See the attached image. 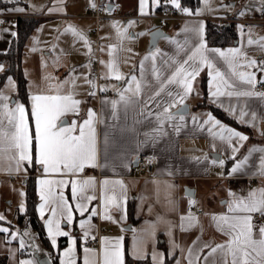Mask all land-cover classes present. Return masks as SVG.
<instances>
[{"label":"crops","instance_id":"1","mask_svg":"<svg viewBox=\"0 0 264 264\" xmlns=\"http://www.w3.org/2000/svg\"><path fill=\"white\" fill-rule=\"evenodd\" d=\"M179 3L181 4L180 1ZM248 3H251V0H233L229 2L233 7H228L226 0H215L210 4L209 14L198 12L194 8L190 10L191 14H183L171 6L167 7L166 0H160L156 15L174 11L178 15H184L185 18L168 20L166 26L162 28L161 24L160 27L145 25L144 31L151 33L161 28L166 33V37L159 39L153 50L148 49V42L140 43L135 40L137 34L133 33L131 37L128 36L131 26L127 23H118L119 20H158L153 18L156 15L138 16L136 14L138 1L126 7L125 14L101 19L97 25L94 20L87 17V12L78 14L70 10L67 7L68 0H50L44 14L17 17L35 19L37 24L45 20H56L72 25L70 21H79L83 25H93L95 36L94 59H88L90 54H87L81 41L74 42L71 33L65 31L66 36L62 46L68 52L62 64L58 63L46 74L44 70L41 73L40 69L38 72L41 75H39L41 85L38 89L28 92L24 102L17 98V83L14 77L7 75L0 80V95L7 97L6 100L0 101V126L4 129L9 128L7 113L14 109L17 103H21L25 106L30 131L34 135L35 126L31 121L29 95L54 94L58 84L71 79L69 71L72 68L76 70L73 74L76 78V86L71 88L70 84H64L59 91L61 94H66L70 90L77 93L75 99L81 101L79 114L64 116L62 120H66L68 125L73 119L82 122L87 119L88 109L94 112L96 163L95 166L86 165L83 168L86 169L85 171L63 176L45 174L42 166L37 165L34 160L31 165L25 162L17 171L14 162L6 158L10 154L0 153V177L22 178L20 184L25 183L28 178L33 181L36 198L33 217L43 234L42 238L38 236L36 251L41 254L38 255L39 258L45 257L50 259L52 264H61V253H64L68 247V236L56 237V246L53 247L44 224L51 215L53 207L57 208L59 217V193L61 191L73 209H75V203L72 201L70 183L62 188L53 185L56 203L50 200L45 206L44 216L41 217L37 212V207L43 203L38 194V187L43 186H38L37 181L75 179L83 183L91 179L94 185L85 187L84 192L77 195L78 201L81 200V196L94 197L91 201H84L89 211L83 216L74 211L71 225L66 220H61L62 230L69 233L75 241L72 259L76 264H84L86 257L90 264H102L103 251L110 249L117 240L120 242L124 264L139 262L153 264V251L164 254V264H225V262L232 264V258L226 251L217 250L212 255H208L210 247L224 244L228 239L217 230L211 217L213 214L219 215L227 212V204L232 199L228 195L229 191L236 197H246L252 189H264V180L259 174L261 161L264 160V95H228L230 91L233 93L244 91L264 93V91L254 90L258 84H264V72L259 70V66H264V50H261L258 44H248L249 38L259 40L264 37V12L257 14L248 7ZM162 6L167 8L159 12ZM186 8L189 9V7ZM242 10L244 15L240 16L239 13ZM0 14L7 13L0 10ZM12 16L13 19H17L13 14ZM217 19L229 20L224 27L231 25L234 28L236 39L232 44L224 47L206 44V23L210 22L217 26ZM113 21L117 22L118 28L125 32L123 39L117 35V29L112 27ZM9 23L10 20L7 25L0 27V41L2 31L9 26ZM201 23H203L205 54L214 61L216 67L232 79L236 86L231 89H222V95L210 97L208 69L204 67L192 81V92L184 98L183 105L176 104L175 107L169 109L170 113L176 114L179 108L187 106L188 110L183 114L184 119L181 120L180 115H174L173 120H164L161 123L157 119V113H162L163 107L173 99H179L178 94L183 95L180 84H165L160 96L147 104L145 101L159 90L160 84L167 81L176 68L187 59L191 50L200 43ZM72 26L75 27V24ZM75 28L77 29V26ZM109 46L113 48L117 69L123 77L119 81L108 74L106 65L110 60ZM231 48H239L244 57L257 61L258 66L251 68L241 66L236 69L255 73L258 82L254 87L231 77L224 61L211 51L212 49L224 51ZM244 57L241 58L242 61ZM96 60L99 79L98 93L95 85V95H88L89 89H87L84 77L93 76L91 69ZM101 61H104V64H101ZM141 62H143L142 66ZM4 70L5 65L2 63L0 64V76ZM132 76H135L136 80L142 84L140 96L134 95L136 81H133L131 86L127 83ZM102 87L104 91L100 90ZM128 87L131 90L125 92L124 89ZM212 91H216L214 85ZM169 92L172 93L171 97L168 95ZM121 93L135 103L125 105L120 101ZM113 101L118 102L115 115H113ZM209 107L218 108L235 124L220 120L211 113ZM242 112L243 116H241ZM209 114L214 121H219L225 128L238 131L248 138L244 141H238L236 138L231 141L221 140V128L214 122L205 123ZM193 117L196 118L195 123ZM177 126H179L178 131ZM223 135L227 136L228 133L224 132ZM230 145L238 149L234 158ZM141 154L152 155L156 158L154 177L132 179L129 175L133 161ZM245 156H248V160L241 169L229 176L228 172L233 164L243 160ZM214 159L223 160L224 165L213 163ZM105 180L109 182L106 186V195L114 194L119 201L118 207L108 203L107 199L103 204L101 203V183ZM115 181H120L122 187L120 184H114ZM22 186L25 188L24 185ZM187 190H192V196L187 194ZM189 200L193 201L191 207ZM25 209L26 201L24 210L18 215V217L22 216V219L21 221L17 219V222L22 223L28 218ZM91 209H95V214L91 212ZM189 213H191V220L188 218ZM181 217H184L183 221ZM82 219L89 220L84 228L80 227ZM253 222L260 224L254 219ZM85 232L88 233L87 236ZM149 233H154V235H149ZM254 233L258 235V227L254 229ZM97 237L99 238L98 245H85L86 241L95 240ZM205 245L210 247H204ZM85 249L90 251L86 253ZM137 249L140 255L135 254ZM206 256L207 260H205ZM64 259L67 261L68 257L65 255Z\"/></svg>","mask_w":264,"mask_h":264},{"label":"snow or ice","instance_id":"2","mask_svg":"<svg viewBox=\"0 0 264 264\" xmlns=\"http://www.w3.org/2000/svg\"><path fill=\"white\" fill-rule=\"evenodd\" d=\"M168 3H170L173 8L181 11L183 14H191L188 8L181 6L179 0H168ZM157 4L158 0H151L152 8H155ZM147 5L148 0H139V11L141 14H146ZM89 6L93 8L95 7L93 0H89ZM228 7L233 6L229 5ZM15 10L22 11L23 9L17 8ZM106 10L111 11L110 8ZM259 11L264 12V8L259 9ZM239 15L243 16L244 11L242 10ZM131 23L132 21H129V24ZM112 27L117 29V35L123 39L125 32L118 28L117 22L113 21ZM65 31L71 33L74 37V42L82 41L84 46L88 48V51L91 52L89 41L82 32L77 30L72 25H69ZM199 32L201 35L200 43L191 50V53L187 55V59L183 61V64L176 68V71L172 73L167 81L160 84L159 90L154 92L153 96L149 97L148 100L145 101V104H147L152 102L155 97L160 96L161 92L164 91L165 84H180L183 89V95L178 94L179 99H173L167 106L163 107L162 113H157V119L161 123H163L164 120H173L174 115H180V119H184L182 113L186 109L181 108L176 114L170 113L169 109L171 107H175L176 104L183 105L184 98L187 94L192 92V81L204 67L208 69L210 97L213 95H222V89H231L236 86L232 79L225 72L221 71L220 68L216 67L214 61L205 54L203 23L200 24ZM13 35H15V33H13ZM139 35H143V33H140ZM159 36H161L160 33H153L152 39L154 40ZM248 44H258L260 49L264 50V37L259 40L249 38ZM211 51L216 53L224 61L231 77H235L241 83L251 85L253 87L258 82L255 73L236 70L241 66L248 68L258 66L257 61L244 57V54L239 48H231L224 51L220 49H212ZM108 54L110 57V60L106 65L108 68V74L110 77H114L117 81H119L123 77L117 69V61L113 57L112 46H109ZM242 57H244L243 61L241 60ZM101 64H104V61H101ZM142 65L143 62H141V66ZM186 65L188 67H185ZM259 70L264 72V66H259ZM75 71V68H72L69 71V77L71 79H66L58 84L57 91L54 94L36 93L29 95V100L31 102V121L35 126L34 135L30 131L29 119L26 115L25 106L23 104L17 103L15 108L7 113L9 128L4 129L0 126V153L10 154L7 155L6 158L14 162L17 171L20 170L25 162L31 165L33 160L37 165L42 166L45 174L52 173L59 174L61 176L79 173L86 165L95 166L97 148L96 133L93 126V110H87V119H84L82 122H78L73 119L72 123L68 125L64 120H62V117L64 116L70 114L76 116L79 114V105L81 101L75 99L77 93L70 90L66 94H61L59 91V88L63 87L64 84H70L71 88L76 86V78L73 75ZM84 79L90 86L88 95H95V92L92 90L94 85L91 77L86 75ZM133 81H136L134 95L140 96L142 84L140 81L136 80L135 76H132L127 81L128 85L131 86ZM213 85L216 89L215 92L212 91ZM100 90L104 91V88L102 87ZM130 90V87L124 89L125 92ZM233 94L238 96H251L254 94L264 95V93H253L252 91L236 93L231 91L228 92L229 96ZM168 95L171 97L172 93L169 92ZM6 99L7 97L0 95V101ZM120 101H122L125 105L135 103V101L126 98L122 93L120 94ZM117 103V101L112 102L114 110L113 115H115ZM4 107H6V105H4ZM157 107H159V104H157ZM243 115L244 113L242 112L241 116ZM193 122H196L195 117H193ZM209 122H214L221 128V140L227 139L228 141H231L233 138H236L238 141H244L248 138L238 131L231 128H225L219 121H214L211 114L208 115V119L205 121V123ZM178 130L179 126H177V131ZM224 132H227L228 135H223ZM231 150L234 158L238 149L235 146H231ZM247 160L248 156H245L243 160L234 163L231 170L228 172V175L231 176L234 173H237ZM212 162L218 163L221 166L224 165L223 160L214 159ZM259 174L264 175V160L261 161V171ZM69 183L71 184L72 201L75 203V209L71 207L69 202L65 199L63 191H61L59 193V217L57 216V208L53 207L51 215L48 216L44 224L53 247L56 246V237L68 236V247L65 249L64 253H61V264H76V262L72 259L75 241L69 233L62 230L61 220H66L67 223L71 225L74 211L80 213L82 216L85 212L89 211L87 204L84 203V201H91L94 197L81 196V200L78 201L77 195L78 193H83L85 187L94 185V181L91 179L86 180L83 183L75 179H43L37 181L38 186H43L38 187V194L40 196V200L43 202L37 207V212L41 215V217L44 216L45 206L50 200L54 204L56 203L54 199L53 185L62 188L64 185ZM108 183L109 182L107 180L101 183V203L103 204L105 199H107L108 203L118 207L119 201L116 196L114 194L110 196L106 195V186ZM114 184H120L122 187V183L120 181H115ZM21 195H23V193H21ZM228 195L229 197H232V199L227 204V212L219 215L213 214L211 217V219L215 222L217 230L228 239L224 244H218L215 247L205 245L204 247H210L208 255H212L217 252V250H221L226 251V253L231 256L232 264H264V224L257 225L253 222L254 213H259L262 217H264V189H252L248 192L246 197H236L231 191L228 192ZM192 203L193 201L189 200L190 207ZM20 210H24L23 204H21ZM91 212L95 214V209H91ZM188 218L189 220L192 219L191 213H189ZM2 219L3 217H0V220ZM181 220L183 221L184 217H181ZM88 223L89 220L82 219L80 221V227L84 228V226ZM181 227L183 228V224ZM257 227L258 235L254 233V229ZM0 232L8 233L9 229L0 227ZM84 234L87 236L88 233L85 232ZM11 235L15 238L17 233L12 232ZM149 235H154V233H149ZM24 246L25 241L21 239L20 247L24 248ZM89 251V249H85L86 253ZM189 252H191V249H189ZM135 254L140 255L138 249ZM170 254L171 253H169V255ZM65 255L68 257L67 261L64 259ZM205 260H207V256L205 257ZM152 261L153 264H164V254L153 251ZM20 264H34V261L21 260ZM84 264H90L87 257L85 258ZM102 264H124L123 253L119 240H117L110 249L103 251Z\"/></svg>","mask_w":264,"mask_h":264},{"label":"rangeland","instance_id":"3","mask_svg":"<svg viewBox=\"0 0 264 264\" xmlns=\"http://www.w3.org/2000/svg\"><path fill=\"white\" fill-rule=\"evenodd\" d=\"M134 1H138L139 4V0H102L105 5L109 4L113 6L111 11L105 9L102 12L109 16L123 15L126 12V7L128 8ZM214 1L215 0H193V4L195 3V5L189 7V10L194 8L198 10V12L202 11L208 13V9L211 8L210 4ZM226 1L229 4V2L231 3L233 0ZM0 2L4 4V6L0 8L1 11L9 15L13 14L14 17L17 18L20 15L44 14V10L50 0H0ZM166 4L167 7H172V5L168 3V0H166ZM85 5L89 6V0H68L67 7L75 11V13L83 14ZM159 6L160 0H158V4L155 8L151 7V0H148L146 14L140 13L139 6H137L136 14L141 17L154 16ZM248 7L252 8L257 14H260L261 11H259V9L264 8V0H251V3H248ZM17 8L23 10L16 11L15 9ZM129 12L135 13L134 11ZM129 21H132V23L129 24ZM70 23L72 25L75 24L77 30L86 36L89 41L91 52L88 51V48L85 47L81 41L82 46L87 50V54H90L88 55V59H94V26L83 25L82 22L79 21H70ZM118 23H127V25L131 26V31L128 32V36L131 37L133 33L137 34L135 40H138L140 43H149L150 32L144 31L145 25L160 27V21L149 19L119 20ZM68 24L64 23V21L45 20L37 24L35 31L27 38L19 65L21 74L26 80V95L32 89H38L40 87L41 79L38 72L40 69L41 73L44 70V74H46L48 70L57 66L58 63L62 64L63 58L66 57L68 52L65 47L62 46L66 36L65 29L69 26ZM13 33H15V35H13ZM140 33H143V35H139ZM16 34L17 22L16 19L12 18L10 19L9 26L2 31L0 53H5L10 49ZM68 55L70 56V54ZM91 79L94 85L92 90L95 92L94 76H91ZM43 80L46 79L43 78ZM89 88L90 86L87 84V89ZM22 180L23 179L19 177H0V217H3V219L0 220V227L9 229L8 233L0 232V264H20L21 260H32L34 264H36L37 260L35 256L41 255L39 251H36L39 241L37 231L30 226L27 219H24L22 223L17 222L18 215L22 213L20 206L21 204L24 206L25 202V188L20 184ZM21 193H23V195H21ZM12 232L17 233L15 238L12 237ZM21 239L25 241L24 248L20 247Z\"/></svg>","mask_w":264,"mask_h":264},{"label":"trees","instance_id":"4","mask_svg":"<svg viewBox=\"0 0 264 264\" xmlns=\"http://www.w3.org/2000/svg\"><path fill=\"white\" fill-rule=\"evenodd\" d=\"M182 6L193 7V0H179ZM4 6L3 3L0 2V8ZM167 7H160L159 12L166 9ZM17 34L16 37L13 38L10 49L5 53H0V64L5 65L4 73L1 74L0 80H2L7 75H11L15 78L17 83V98L24 102L26 97V80L23 78L20 71V58L22 54L23 47L27 38L30 36L31 32L35 29L37 25V21L32 18H17ZM236 39V32L234 28L229 26H223L221 32L217 31L216 25L207 22L205 28V41L209 46H219L224 47L230 45ZM211 113L215 115L220 120L234 125L235 123L227 117L222 111L215 107H209ZM236 126V125H235ZM25 186V201H26V209L25 214L28 216L27 221L30 226L35 229L40 238L43 237L40 226L36 223V220L33 217V209L35 205V192H34V184L33 181L29 180V178L24 183ZM22 216L18 217V221H21ZM137 264H141L140 262Z\"/></svg>","mask_w":264,"mask_h":264},{"label":"built area","instance_id":"5","mask_svg":"<svg viewBox=\"0 0 264 264\" xmlns=\"http://www.w3.org/2000/svg\"><path fill=\"white\" fill-rule=\"evenodd\" d=\"M93 3L95 4V7L85 6L84 11L87 12V17L94 20L95 24L104 18H110L111 16L104 14L102 11H104L106 8V5L102 2V0H93ZM13 18L12 15L7 14H0V27H3L8 24L9 20ZM153 18L158 19L161 24V28L165 27L168 20L172 19H183L185 18L184 15H178L176 12H163L161 14H158L154 16ZM229 20L226 19H217V31L221 32L222 27L226 22ZM95 33V32H94ZM91 73L95 78V85H96V92L98 93V65L97 60L92 66ZM255 91H264V84H258L255 88ZM136 163L132 165L130 175L129 177L132 179H144L149 177H154V167L156 165V158L152 155L148 154H141L138 155L136 158ZM86 169H83L85 171ZM264 180V175L260 177ZM24 185V182L21 183ZM197 214H200V212H197ZM253 219L255 222H258L260 224H264V217H262L259 213H255L253 215ZM99 244V238L97 237L95 240H88L86 241L85 245L87 246H95Z\"/></svg>","mask_w":264,"mask_h":264},{"label":"water","instance_id":"6","mask_svg":"<svg viewBox=\"0 0 264 264\" xmlns=\"http://www.w3.org/2000/svg\"><path fill=\"white\" fill-rule=\"evenodd\" d=\"M106 8L108 9V8H110V9H112V5H106ZM160 33L161 34V36H159V37H157L156 39H152V34L153 33ZM164 37H166V33H164L163 32V30L161 29V28H157V29H155V30H153L150 34H149V45H148V49L149 50H153L155 47H156V45H157V43H158V41H159V39H161V38H164ZM181 108H184V109H186L182 114H185L186 112H187V106H182ZM181 108H179L178 110H180ZM178 112V111H177ZM65 121V123H66V120H64ZM136 163V159H134V161H133V164H135ZM187 194L188 195H190V196H192V190H187ZM35 258H36V260H37V263L38 264H52L51 263V261H50V259H48V258H39V256L38 255H36L35 256Z\"/></svg>","mask_w":264,"mask_h":264}]
</instances>
